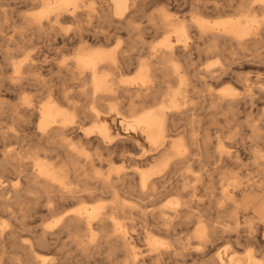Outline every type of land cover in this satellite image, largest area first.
<instances>
[{"label": "bare ground", "instance_id": "bare-ground-1", "mask_svg": "<svg viewBox=\"0 0 264 264\" xmlns=\"http://www.w3.org/2000/svg\"><path fill=\"white\" fill-rule=\"evenodd\" d=\"M11 1L12 3L14 2V0H0V9L5 5V2L9 3ZM18 1L19 4L24 5L25 7H30L29 10L34 9V12L31 10L32 13L24 19L28 22L27 29L25 30L33 34L30 36L34 37L36 33H40L47 37L54 38V36L59 34L61 24H67L68 27L66 26V32L70 31V34L67 36V34L62 35L61 33L62 38H60L62 45L72 47L77 46V48L73 50L74 52H72L71 58L68 62L62 63L57 67V74L62 75V77H60L62 80L61 86H64V83L69 81L71 84L81 89L78 91V94L86 104L84 103L85 105H82L80 109L76 103H71L73 98L66 93V89H57L55 91L49 90L50 88L46 94V103L36 106L29 100L24 102L23 108L25 109V113L30 116L37 114L38 118L37 132L35 135L36 139L33 141L34 143L32 142V145H34V149H32L34 151L33 153H30L29 151V153L27 152L28 154L20 156H18L19 153L13 152H6L2 155L3 159L0 162L1 169L5 170L10 166H16L10 171L11 173L14 172L15 176L17 175V180L20 179V181H23V186L21 189L12 186L13 189H9L8 191L10 192H8L5 188L6 186H4L1 181L0 203L5 204L8 209V204H11L14 200L20 201L22 198H25L35 201L37 198L42 197L46 199L45 203L47 205L46 207L44 206L45 211L48 216L49 214L53 215L52 218L55 217V220L51 226H45L46 228L43 226V229H41L42 232L37 236L35 235V242L32 244H21L22 247L19 250H17L19 247L15 248L14 246L0 247V264H42L41 254L39 255L37 248L47 249L51 246L49 241L51 240V237L55 236L59 239L61 234L67 236L68 245H73L77 250L84 253L88 252L90 254L91 250L104 245V248L108 251L104 264H149L148 262L153 260L157 261L161 258H168L170 261L177 263L175 259L178 257H187L190 255L182 251L186 245H196L201 247L208 246L213 243L212 238L214 236L212 234H214L215 231L221 230V232H226V229H234L233 231H237L235 229L239 226L237 221H240V218H243L244 216H248V218H250L249 220H257V223L254 224V228L258 233L260 232V234L264 235V202L260 195L264 193V190L256 191L255 185L253 184L243 187L242 182L236 178H220L217 182V184H220V189H217L220 194L214 195V199L212 200L210 197H213L214 194L211 191L214 187V182L204 184V176H207L204 174L206 170L199 175L194 174L196 173V166H199V171L206 166L204 162L202 163L199 158L195 157H199L202 152H207L205 138L203 139L200 137L202 130L200 131V120H197L198 112L196 113V111L198 110V107L196 110V106H194V103H192L193 101H191L192 98L199 99L202 97L201 95L199 96V91L195 90L194 82L200 81L201 79L212 81V84L213 81L221 82V79L224 81L226 75L229 74L228 68L230 65H224L220 68L214 69L212 68L213 65L210 64V66L199 69L198 66L195 67L188 61V58L193 52H198L201 55L203 54L202 52H207V49L212 53L215 52L217 54L218 51L220 53L222 42L232 43L236 47L235 50L239 51V53H242L243 51L249 52L248 54H244V52L239 54L242 55L244 60L237 61L238 65H251L256 63V59L260 60L262 53L259 51L262 48L264 49V47L251 50L245 48L248 45L261 43L262 41L260 38V35L262 34L259 30L261 24L249 14L250 11L255 10V7L252 6V0H237V8L241 14H239L240 19H238L239 22L236 24L222 25L215 23L211 25L205 21L206 18L204 17L206 16L207 11H210L212 14L220 10L217 4L219 1L217 0H192L189 4L191 11L190 15H192V19L189 23L185 21V18L179 19L173 17V14L170 17L164 11L159 12L157 16L151 15L148 18L149 25L146 27L151 31L149 32L150 34H160L162 35V39L153 47H148L146 57H138L136 59H134V55L130 52L132 49L120 47V41L122 40V36H124L121 35V33L124 31L126 35L130 37L129 41L133 37L141 39L140 35L142 36V32L141 28L139 29L137 26V20L139 19L138 14H140L138 13V7L141 3L143 5L142 1L144 0ZM257 1L263 3V5L260 6V9L264 12V0ZM144 6L145 5H143V7ZM1 10L0 16L2 17L4 13ZM102 25H107L112 28L109 31L104 32V30L100 28ZM21 27L24 28L23 26ZM146 33H148V31ZM20 34L19 37H15V40L9 39L5 42L10 48L11 46H14L13 52L6 51L5 54L0 53L2 54V57L5 55L3 58H5L7 62L13 58L14 54L20 53L23 55V59L19 62H13L15 58L10 62V68L13 73L11 74L13 77L9 79L15 80L17 84L18 81L21 80H24L25 83L39 82L42 73L34 74L32 72L35 66L31 62L27 63V59L31 58V55H29L27 51L29 45L24 43V36L23 34ZM20 37H22V39ZM31 39L32 38H30V40ZM3 40L5 39L3 38ZM133 40L135 39H131L130 42ZM129 41L127 44H129ZM136 42L137 40H135V43ZM111 43H113V46L108 49ZM226 43L225 45H227ZM133 44L131 43V45ZM139 44H141V41ZM7 45L5 46L7 47ZM99 45H102V47L103 45L105 47L109 45L106 48L108 50L104 49L105 47H103L104 50L101 49L102 47L97 48ZM94 46H96V48ZM208 54H210V52ZM214 54L213 56H217ZM183 61H185L184 63L185 66L187 64V67L183 65ZM4 66H6V64L3 65V67ZM259 67L260 66H258V68ZM229 70L232 69L229 68ZM231 74H234V72ZM6 78L5 80L7 81L8 78ZM228 79L226 78V80ZM236 80L241 85L243 93H245V97L247 98L245 100L252 103L253 101L261 100L262 98L264 99V87L260 88L257 86L259 84V79L252 80L248 76H243L239 78L237 77ZM255 81L257 82L255 83ZM15 86L16 85H13L11 87L14 88V91ZM8 88L10 87L8 86ZM218 98L220 99V103H225L227 105L232 103L229 100H225L224 96ZM121 99L128 103L124 111H121L123 107L120 103L118 104V101H121ZM115 100H118L117 103H114ZM110 101H112L113 104L109 103ZM236 102H238L237 99ZM149 103H155L156 105L145 110V106ZM243 106L245 107V105ZM248 106L246 107L248 108ZM103 113H114L120 118L121 126L125 129H130L136 137L142 138L147 143L151 154H147L148 152L146 153L143 151V148L139 147L140 145L136 140L130 141L128 145L135 148H141V154L145 152L143 161L149 162V168L141 171L140 168L129 166V164L127 165V168L110 167L106 173L94 171L91 175V178L93 179L92 181H94L92 186L77 188L72 180L83 181L85 180V177L88 176V169H84L85 167L83 168L81 165L82 162L89 167L95 162L94 159H92V156L88 153V148H91L89 146L96 144L105 147L110 140L105 125L107 122L105 123L104 118L101 116ZM79 115L95 122L94 129L97 131V134L89 138L84 133V135L81 136L82 138L80 140L78 139L77 142H67V135L74 132L76 133L77 131V119L79 120V117H81ZM13 118H15V115ZM126 118H130V120L125 121ZM183 118L187 120V123H184L183 126L176 123L177 120L182 121ZM28 120L26 122H28ZM261 122H263V120ZM4 129L6 128L0 125V139L2 140L7 136V132H5ZM262 131L263 127H260L259 125H252L250 127L249 138L252 141H250L251 145L258 146L257 144H259V146H264V144L262 145L258 142L263 137L260 135V132ZM117 136L118 134L116 137ZM13 137L16 136L13 135ZM47 150L52 151L53 154L46 155ZM109 151L107 150V152ZM39 152L44 153L40 154ZM252 159L255 162L258 161L259 165L264 163V158L258 155V153H256ZM95 160L100 163V165L104 162L99 156H96ZM235 160L237 161V159ZM60 162H62V165L58 167L57 164ZM169 166H171V169H169L171 171H168L171 172V195L174 194V199L171 200V206H167V211H164L167 218L160 224L157 220L159 215L158 212L151 213V221L148 220L149 214L145 210L148 208L146 205L147 203H144L146 206L138 204H136V206L131 205L128 198L132 197L133 194L128 190V181L133 179V177L137 179V187L141 194L146 196V199L148 198L147 201L150 203H156L159 193L162 192H159L158 185L162 180L164 181L166 177V172H164V170ZM1 171L2 170H0V172ZM217 177L218 175L216 178ZM226 180H228V182ZM89 181L91 180L89 179ZM193 182L194 184L189 186ZM207 190H210L208 194L206 193ZM203 191L204 194H200ZM104 195H109L111 197V202L109 204L107 203L108 205L106 206L95 204L96 206L91 207V205V208H88V206H82L80 208H76L75 206L76 209L67 207V205L70 204L73 205L78 203L79 205L80 200L84 198L103 197ZM187 197L188 199H186ZM202 198L208 199L209 202H215L216 217L214 220L206 216L205 209L207 203L202 200ZM134 199L135 198H133V200ZM154 205L155 204H152V206ZM156 205H158V203ZM2 206L4 207V205ZM136 207L138 210L134 211ZM46 212L44 213L46 214ZM164 213L162 212V214ZM225 213L228 218V221L226 222L222 221V216ZM134 215L139 217L145 225L143 229L144 231L142 233L139 232L140 234H132L134 231H132L131 234L128 233L129 225L123 222L128 216L131 218ZM52 218L51 220L53 221ZM176 225L185 226L187 231L190 230V238H185V240H187L185 245L178 241L171 243L170 252L167 249L169 243L164 244V241L163 243L159 242L153 235L156 232H161L166 234L165 236H170L171 231L173 232V230H175L174 227ZM53 227H55L56 230L48 233L50 232L49 229H52ZM107 228L109 231H106ZM251 229L252 227L247 231L250 232ZM237 233L239 232L237 231ZM13 234L14 232L12 230L7 232H5V230L0 231V237L2 235L6 236V240L9 242L14 239V236H12ZM30 234L36 233L31 231ZM48 237H50V239ZM239 238L240 237L237 236L234 241L236 245H239L241 243L240 241H243ZM143 240L146 242H144V245L147 250L142 252L138 247ZM260 240L261 239H259V242ZM262 242H264V240H262ZM216 246L218 247V245ZM257 251L258 250H256V252ZM145 252L148 253L144 254ZM244 252L245 263L243 264H264V259L263 261L257 259L251 250H246ZM199 254L200 253H196L197 256H199ZM117 255H119L122 260L117 261ZM227 255L230 256L228 253ZM112 257L114 260H111ZM215 257L213 258V263L217 262ZM224 257H226V255ZM196 260L198 261L199 259ZM61 263H63V261Z\"/></svg>", "mask_w": 264, "mask_h": 264}, {"label": "rangeland", "instance_id": "rangeland-1", "mask_svg": "<svg viewBox=\"0 0 264 264\" xmlns=\"http://www.w3.org/2000/svg\"><path fill=\"white\" fill-rule=\"evenodd\" d=\"M191 1L192 0H146V1L144 0V1H142L143 5H145V6L143 7V5L141 3L140 6L138 7V13H140V14H138L139 19L137 20V22H138L137 26L139 29L141 28V32H142L141 33L142 36L140 35L141 39L137 38V37H133L131 39H135V40H137V42L135 43V40H133L134 42L133 41L130 42L131 41V39L129 41L130 37H128L126 35V33L124 31H122L121 35H124V36H122V40L120 41L121 42L120 47L132 49L130 52L134 55V59H136L138 57L139 58L140 57L141 58L146 57L148 47H150V46L153 47L154 45L159 43L162 39V35H160V34H154V33L150 34L149 33L151 31L147 28L149 25L148 24V18L151 15L157 16L159 12L164 11L170 17L173 14L172 15L173 17H175V18L177 17L179 19L185 18V21H187V23H189V21L192 19V15H190V13H191L190 7H189V4L191 3ZM217 1H219V3H217V4H218V7L220 10L218 12L212 13V14L210 11H207L206 16L204 17L207 19V20L205 19V21H207V23H210L211 25H213L215 23L216 24H222V25L238 23L239 22L238 19H240L239 14H241V13L238 11V8H237L238 7L237 0H236V2H235V0H217ZM252 1H251L252 6L255 7V10L250 11L249 14L252 16L253 19H255L256 21H259V23L261 24L259 30L261 31V34H262V35H260L261 36L260 38L262 41H261V43H255L253 45H248L247 47H245L248 50H251L254 48H259V47H261V48L264 47V33H263L264 32V29H263L264 28V15H263L264 12L262 11V9H260V6H262L263 3L261 1H257V0H252ZM18 2H19L18 0H14L13 3H12V1L9 3L5 2V5H3L1 7L2 10L0 9L4 13V15H2L3 18L0 16V20H2V21L5 20L3 22L0 21V23H1L0 24V37L2 36L0 38L1 39L0 40V46H1L0 47V51H1L0 53L5 54L6 51L7 52L12 51L13 52L14 46H11V48L8 47V45L5 43V42H7L6 40H9V39L15 40L16 39L15 37H17V36L19 37L20 33H21L20 35L23 34V36H24L23 40H25V42L24 41H22V42L26 43V45H29V47L27 46L28 47L27 51H28L29 55H31V58L27 59V63L31 62L35 66L32 70V72L34 74H37V73H40V74L42 73V74H41L39 82H33V83L32 82H26L25 83L24 80H21V81H18V84H17V82L15 80L9 79V78L13 77L12 69L10 68L11 67L10 62H12L14 58H15V60L13 62H15V61L19 62L20 60L23 59V55H21L20 53L14 54L13 58L10 57L11 60H9L7 62L6 59L3 58V57H5V55H3V57H2V54H0V63H1L0 64V67H1L0 68V117H1L0 118V125H2L4 128H6V129H4V131L7 132L6 138L4 140L0 139V162L3 159L2 155L5 154L6 152H8V153L9 152L10 153L11 152L19 153L18 156H20V155L28 154L29 151H30V153H33V151H34L33 150L34 145H32V144L34 143L33 141L36 139L35 135L37 132L38 118H37V114H33V116L32 115L30 116L29 114L25 113V109L23 108L24 102L29 100L31 103L35 104L36 106H39L40 104L47 102L46 94L49 90H55L56 91L57 89L58 90L66 89V93L71 95L73 98V101H71V103H76L78 105V107H80V109H81L82 105L86 104V102L83 101L82 97L79 96V94H78V91H80L81 89L79 87L71 84L69 81L65 82L64 86H61L62 80L60 77H62V75L57 74V72H58L57 67L60 66L62 63L68 62L69 59L71 58L72 52H74L73 50H75V48H77V46L72 47V46H63L62 45L61 33H62V35L67 34V36H68V34H70V31L66 32V28L68 27L67 24H65V23H62L63 25L61 24L60 29H59V34L54 36V38H51L49 36L47 37L44 34H40V33L39 34L36 33L34 35V37L30 36L33 34L31 32L29 33L28 31L25 30V29H27L28 22L25 21L24 19L26 17H28L34 9H31L32 10L31 11V10H29L30 7H25L24 5L19 4ZM140 8H141V10H140ZM256 8H257V10H256ZM228 11H229V13H228ZM144 13H145V15H144ZM217 13H218L220 18L218 17ZM6 14H7V16H6ZM145 16H146V19H145ZM233 17L236 19H234ZM209 18L212 20H210ZM213 20H215V21H213ZM8 24H9V26H8ZM21 26H23L24 28H22ZM142 27H143V29H142ZM20 28H21V30H20ZM61 28H62V30H61ZM100 28L102 30H104V32H107L112 27H109L107 25H102V27H100ZM147 31H148V33H146ZM17 32H18V35H17ZM25 35H26V38H25ZM4 36H6V37H4ZM3 38L5 40H3ZM20 38L22 39V37H20ZM30 38H32V39L30 40ZM27 39H29V40H27ZM26 40H27V42H26ZM128 41H129V44H127ZM138 41L139 42L141 41V44H139ZM4 43H5V45H7V47L4 45ZM131 43L132 44L135 43V44L131 45ZM225 43L226 42H222V46L220 47V49H221L220 53H219V51L217 52V54L215 52L212 53L210 50L206 49L207 52H202L203 54H201V55L198 52H193L190 55V57L188 58V61L190 62V64H192L195 67L198 66L199 69H203L206 66H210V64L213 65L212 68H214V69L220 68L221 66H224V65L225 66L230 65L229 68L232 69V70H229V68H228V73L230 74V75L229 74L226 75L227 79L230 77L228 80H226V78L224 76V78H225L224 81H223V79H221V82L220 81H213V84H212V81H209L207 79L206 80L201 79L200 81L194 82L195 90L199 91L198 94H199V96L201 95L202 97L199 99L192 98V100H191V101H193L192 103H194V106H196L195 107L196 110L198 107V110L196 111V113L198 112L197 113V116H198L197 120H200V123H201L200 131L202 130L200 137H202L203 139L205 138L206 149H207V152H202V154L199 155V157H195V158H199L202 161V163L204 162L206 166L203 167L200 171L198 170L199 166H196V169H195L196 173H194V174L199 175L206 170L204 174H206L207 176H204V179H203L204 184L205 183L207 184L209 182H214L213 183L214 187L211 190L214 194H213V197L212 196L210 197V199H212V200L214 199V195L220 194V192L217 191V189L218 190L220 189V184H217V182L220 180V178L221 179L236 178L242 182L243 187L253 184V185H255L256 191H263L264 190V186H263V184H264V172H263L264 171V163L259 165L258 161L255 162L252 159L256 153H258V155H260L262 158H264V146H259V144H257L258 146L251 145L250 144L251 140L249 138L250 127L252 125H256V126L259 125L260 127H263V131L260 132V135H262L263 137L261 136L262 138L258 142H260L262 145L264 144V142H263L264 141V118H263L264 117L263 116L264 115V99L262 98L261 100H256V101H253L252 103L248 100H245V99H247L245 97V93H243V91H242L243 89H242L241 85L236 80L237 77L239 78V77H243V76H248L252 80L259 79L258 80L259 84L257 86H259L260 88L264 87V70H263L264 69V67H263L264 66V49L262 48L259 51L262 53L260 60L256 59L255 64L245 65L246 67L243 65L244 66L243 67L242 65L237 64L238 63L237 61L244 60L242 58V55H239L241 52L239 53V51L235 50L236 47L232 43L227 42L226 43L227 45H225ZM31 46H32V48H31ZM112 46H113V43L110 44L108 49ZM94 47L96 48V46H94ZM101 47H102V45L97 46V48H101ZM103 47H105V46L103 45ZM103 47L101 49H103ZM107 47H105L104 49H106ZM3 48H5V49H3ZM108 49H106V50H108ZM208 51L210 52V54H208L209 53ZM243 52H244V54L249 53L248 51H243ZM204 53H207V54H204ZM32 54H33V56H32ZM213 54L217 55V56H213ZM46 58H47V60H46ZM33 59L36 61H34ZM2 61H3V63L6 64V66L3 67V65H5V64H3ZM184 62L185 61H183V65L185 66ZM7 65H9V66H7ZM256 65L260 66L261 68L260 67L258 68V66H256ZM251 66H252V68H251ZM8 67L10 68V70ZM185 67H187V64ZM7 68H8V70H7ZM260 69H261V71H260ZM1 72H3L4 74ZM233 72H234V74H231ZM227 76H229V77H227ZM6 77L8 78L7 81L5 80ZM126 78H128V77H126ZM2 81H5V82H2ZM13 81H15V82H13ZM201 81H203V82H201ZM256 82L257 81H255V83ZM9 83H11V84H9ZM13 85L17 86V87L15 86V91H14V88H11ZM8 86L10 88H8ZM18 91H19V93H18ZM203 96H204V98H203ZM220 96L221 97L224 96L225 100H229L232 103L229 105H227L225 103H220V99L218 98ZM236 99L238 102H236ZM112 101H114V100H112ZM112 101H110L109 103L113 104ZM117 101L118 100H115L114 103H117ZM119 101H118V104L120 103V105L123 107V109L121 111H124V109H126V105L128 103H127V101L122 100V99L120 102ZM255 102H258L259 104H262V105H259L258 103H255ZM179 104H181V103H179ZM153 105H156V104L155 103L147 104L145 106V110L150 109ZM233 105H235V106H233ZM243 105H245V107ZM248 105H250V106H248ZM246 106H248V108ZM20 109H21V111H20ZM259 113H260V115H259ZM14 115H15V118H13ZM23 116H24V118H23ZM79 116H81V115H79ZM101 116H102V118H104V122L105 123L107 122L105 125L107 128V133H109L108 136H110L109 137L110 140L108 141V143L106 144L105 147L100 146V145L98 146L96 144H94V145L92 144L91 146H89L91 148L87 147L88 153L92 156V159H94L95 162L92 163L91 167L87 166L85 163L82 162L81 165L83 166V168L85 167L84 169H88V176L85 177V180H83V181L82 180H79V181L72 180L73 184L75 186H77V188L84 187V186L85 187H91L92 184L94 183V181H92L93 179L91 178V175L93 174L94 171L106 173L110 167L127 168L128 167L127 165H129V164H130L129 166H132V167L134 166V167L140 168L141 171L147 170L149 168V164H148L149 162L143 161V156H144L145 152L146 153L148 152L147 154H151L149 152L150 148L147 145V143L142 138L136 137V135L130 129H125L123 126H121L120 125V121H121L120 118H118L114 113H109V114L103 113ZM33 119H35V120H33ZM27 120H28V122H26ZM129 120H130V118L125 119V121H129ZM262 120H263V122H261ZM78 121H80V122H78ZM176 123L179 124L180 126H183L184 123H187V120L185 118H183L182 121L177 120ZM77 124H78V127H77L76 133L74 132V133L68 134L67 139H66L67 142H72V143L77 142L78 139L80 140L82 138L81 136L84 135V133L89 138H91L97 134V131L94 129L95 122L93 120L88 119V118H84L81 116V117H79V120L77 119ZM84 128H85V130H84ZM27 129H28V131H27ZM91 129H93V130H91ZM203 130H204V132H203ZM15 131H17V132H15ZM91 132H92V134H91ZM117 134H118V136L116 137ZM13 135H15L16 137H13ZM170 135H171V133H170ZM134 140L138 141V143L140 145L139 147L143 148V151H145L144 153L141 154V152H142L141 148H135V147H132L131 145H128L130 141H134ZM167 140H169V139H167ZM214 140H215V142H214ZM125 141L127 142V145H126ZM92 146H93V148H92ZM134 148H135V150H134ZM107 150L108 151L110 150L111 152L110 151L107 152ZM114 150H116V151H114ZM137 152H138V154H137ZM39 153L42 154L44 152H39ZM215 153H218V154H215ZM233 153H234V155H233ZM51 154H53V152L47 150L46 155H51ZM93 155H95V156H93ZM96 156L97 157L99 156V157H101V159H103L104 162L101 163V165H100V163H98L95 160ZM235 159H237L238 162ZM222 160H223V162H222ZM61 165H62V162L57 164L58 167H60ZM14 167H16V166H10L9 168H6L5 170L1 169V167H0V170L3 171V173H2V171L0 172V182L2 181L3 185L6 186L5 188L7 191L9 189H13L12 186H14V188H17V189H19V188L21 189L23 186V181H20V179L17 180L16 179L17 175L15 176L14 172L11 173V171H12L11 169ZM170 167L171 166H169L167 168L168 170L167 169L164 170V172H166L167 178L165 177L164 181L162 180V182L158 185L159 192L160 191H162V192L159 193L156 203H150L149 201H147L148 198L146 199V196L141 194V192L139 191V188L137 187V179H135L133 177V179H130L128 181L129 182V185H128L129 189L128 190H130V192H132V194H133L132 197L128 198L129 202L133 206H136V204L143 205V206L147 205L148 208H146L145 210L149 214L148 215L149 221H151L150 214L156 213V212H158V214H159L157 220L159 221L160 224L162 221H164L167 218V215L164 213V211H167V206H171L170 205L171 200L174 199V194L171 195V183H170L171 182V172H168V171H171V170H169V169H171ZM217 175H218V177L216 178ZM80 179H82V178H80ZM89 179L91 181H89ZM204 180L208 181V182H205ZM213 180H215V181H213ZM15 181H17V182H15ZM226 181L228 182V180H226ZM255 182H257V183H255ZM193 184H194V182L191 183L189 186H192ZM8 192H10V191H8ZM209 192H210V190H207L206 193L208 194ZM136 194H138V195H136ZM200 194L203 195L204 191L201 192ZM260 195L262 196V199L264 202V193L260 194ZM102 198L105 201H107V200L108 201L105 202ZM133 198H135V199L133 200ZM186 199H188V197ZM98 200H102V201H98ZM158 200H160V201H158ZM202 200L206 201V203H207L206 204L207 207L205 209L206 216H208L209 218H212L214 220V218L216 217V212H215L216 204H215V202H209L208 199H206V198H202ZM45 202H46V199L42 198V197L37 198L35 201H31V200L22 198V200H20V201L14 200L11 204H8L9 205L8 209L6 208L5 204L0 203V231L5 230V232H7L9 230L10 231L12 230L14 232V234L12 235V236H14V239H12L11 242L6 240V236H4V235H2L0 237V247L14 246L15 248L19 247L17 249V250H19L22 247V245H24V244L34 243L35 242V240H34L35 235L37 236V235H39L40 232H42L41 229H43V226H44V228L51 226L55 220V217L52 218L53 215L49 214V216H48L47 212L45 211V207L47 205ZM110 202H111V197L109 195H104L103 197L84 198V199L80 200V203H82V204H80V203H79V205H78V203L73 204V205L70 204V205H67V207L76 209V208H80L82 206H85V207L88 206V208H91V207L96 206V205L106 206ZM144 203H147V204L145 205ZM157 203H158V205H156ZM152 204H155V205L152 206ZM2 205H4V207ZM75 206H76V208H75ZM213 209H214V211H213ZM137 210H138V208L136 207L134 209V211H137ZM44 212H46V214ZM162 212L164 214H162ZM45 217H47V218H45ZM222 217H223L222 221H225V222L228 221L226 213ZM51 218L53 219V221L51 220ZM249 219L250 218H248V216H244L243 218H240V221L239 220L237 221V224L239 226H237V228H235V229L239 233H237V231H233L234 229H232V230L226 229V232H221V230L215 231V233L212 234L214 236L212 238L213 243L209 244L208 246L201 247V246H196V245H191V246L186 245V247L182 251L184 253H188L190 255H188L187 257H178L177 259H175V261L177 263H175L174 261H170L168 258H161L160 260H157V261L153 260V261L148 262V263L149 264H229V263L230 264H243V263H245V260H244L245 252L244 251H246V250H251L252 252L255 250L253 252L255 254V257L257 259H261L263 261V259H264L263 258L264 257V252H263L264 251V244L263 243L264 242H262V240H264V235L260 234V232L258 233V231L255 230V228H254V224L257 223V220H249ZM123 222H125L129 225L128 226V228H129L128 233H130V234L132 233V231H134V233H132V234H138L139 232L142 233L144 231L143 229H144L145 225L141 221V219L139 217H137L136 215L132 216L131 218L128 216L125 220H123ZM239 223H241V224H239ZM21 227H22V229H21ZM250 227H252V229L250 230V232H248L247 230L250 229ZM174 228H175V230H173V232L171 231V234H173V235L170 234V236H168V235L165 236L166 234L161 233V232H159V233L156 232L153 235L155 238H157V240L159 242L163 243V241H164V244L169 243V247L167 249L170 252H171V243H174V241L175 242L178 241V242L185 245L187 243V240H185V238H187V239L190 238V232H189L190 230L187 231L185 226L176 225ZM55 230H56L55 227H53L52 229H49L50 232H48V233H51L52 231L54 232ZM31 231H34L36 234H30ZM106 231H109V229L107 228ZM255 232L258 234H256ZM98 235H99V233H98ZM246 235H247V237H246ZM172 236H173V238H172ZM237 236L240 237L239 238L240 240H243V241H240L241 245L240 244L236 245L234 242L235 239L237 238ZM66 237L67 236H64L63 234H61L59 236V239H57L55 236H52L51 240H49L50 244H51L50 247H48L47 249L37 248L39 255L41 254L40 256H41L42 264H63V263L64 264H78V263L79 264H92L95 260L96 261L93 264H104L105 263L106 256L108 255V251L104 248L105 247L104 245L99 246V247L95 248L94 250H91L90 254L88 252L84 253L82 251L77 250V248L75 246L68 245L67 244L68 239ZM162 237H163V239H162ZM245 237H246V239H245ZM48 238L50 239V237H48ZM30 239H33V240H30ZM55 239H57V240L54 241ZM259 239H261L260 242H259ZM144 242H145V240H143L138 247L139 250H141L142 252L147 250L146 246L144 245L146 242L145 243ZM255 243H256L257 247H256ZM216 245H218V247ZM70 246H73V247H70ZM236 246H238L240 248H238ZM235 247H236V249H235ZM253 247H254V249H253ZM207 250L209 253L207 252ZM256 250H258V251L256 252ZM215 251H216V253H215ZM259 251H261V252H259ZM146 253H148V252H145L144 254H146ZM196 253H200L199 256H197ZM227 253L230 254V256H228ZM78 254H80V255H78ZM225 255H226V257H224ZM59 256H60V258H59ZM117 257L121 258L119 255H117ZM214 257L217 259V262H215V263L212 262ZM58 258H59V260H58ZM118 258H117V261L122 260V258L121 259H118ZM99 259H101V260H99ZM196 259H199V260L197 261ZM61 260L63 261V263H61L62 262ZM111 260H114L113 257L111 258ZM82 261H83V263H82Z\"/></svg>", "mask_w": 264, "mask_h": 264}]
</instances>
